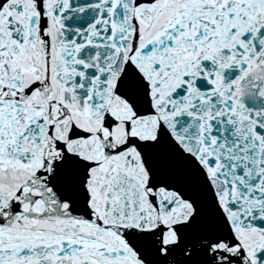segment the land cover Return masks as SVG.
<instances>
[{
	"label": "snow or ice",
	"instance_id": "snow-or-ice-1",
	"mask_svg": "<svg viewBox=\"0 0 264 264\" xmlns=\"http://www.w3.org/2000/svg\"><path fill=\"white\" fill-rule=\"evenodd\" d=\"M0 264H264V0H0Z\"/></svg>",
	"mask_w": 264,
	"mask_h": 264
}]
</instances>
